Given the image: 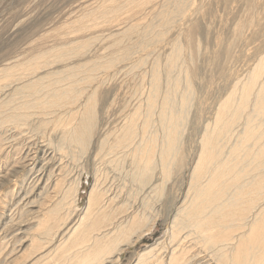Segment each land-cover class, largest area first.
<instances>
[{"label":"rangeland","instance_id":"374dc122","mask_svg":"<svg viewBox=\"0 0 264 264\" xmlns=\"http://www.w3.org/2000/svg\"><path fill=\"white\" fill-rule=\"evenodd\" d=\"M112 1L0 0V71L3 70L2 68H11L13 65L29 61L34 56L48 51H51V55L61 57L66 55L62 58V63L55 61L57 64H53L54 67L52 66L51 70H60L66 66L79 69L78 67L88 62V60L94 61L95 64H101L107 61L106 58L112 59L109 57L112 55L109 53L110 37H112V34L123 33L126 25L139 24L143 34L147 31L146 34L148 35L146 37L148 42L142 43L139 49H136V46H134L138 43L139 38L134 37L132 39V49L129 58L116 56L113 59L112 66L106 70H103V67H96L95 72L92 74L94 76L93 81L87 82L86 78H84L86 77L84 76L86 73H79L78 80L81 79V81L78 85L72 86L78 92V95L74 99L75 101H67V103H64L63 108H56L57 105L55 108H49L47 113L50 114L47 117H41L38 113L34 114L32 124L36 125L37 130L30 133L28 130V132L24 130L20 134L14 133L15 130L5 134H1L0 131V136L2 137H0V264H13L14 259L21 255L20 251H23L28 246V236L33 237L36 234L37 215H32L36 209L32 208L33 206L29 202H37L36 200H40L43 193L44 196L51 193L54 186L52 181L50 182L51 184L47 183L48 187L46 186L45 190L43 189L46 176L54 172L53 181L60 174L58 178L66 175L69 179L77 178L81 182V190L78 194L79 200L76 207L77 211L75 210V214L69 218L70 220L68 219V221L72 220L69 225L71 227L83 214L82 212L86 207L88 192L95 183L93 181L95 166L99 169L101 168L100 171L102 172L99 171V174L103 173V176L99 177V181L103 183L104 188L106 187L108 191L110 190V193L113 191L111 194L108 193L107 196L118 198L119 200L115 198V203L121 201L120 203L125 204L123 210H126H124L125 213L123 215H128L129 212L130 214H135L136 210L142 211L144 208L143 206L141 209L143 202H147L149 206L152 204L150 209L146 210V214L148 213L150 214L149 216L156 217L154 229L147 236L145 235L143 239L139 240L136 247L125 250L121 254L122 256H119V264H135L137 253L144 251L147 247L160 243L164 239L168 229L167 223L172 219L170 207L176 201L175 197L177 196L174 194H177L181 188L180 197L183 195L182 193L186 189L184 178L192 166H194L199 153L200 148H198L197 143L203 131L201 129H204L207 123H212L215 119L214 114L219 102L227 94L231 93L236 84L246 80L251 70L264 57V5H262L264 0H251L253 2L250 0H183L180 10L175 7L172 0H151L147 4V7L145 5L142 8L140 7V9L126 10L119 16L109 15L107 18H98L99 16L96 13L107 9ZM116 1L122 3V0ZM184 1L187 2L184 3ZM253 7L257 8L256 12ZM93 10L94 12H91ZM88 12H91L92 16H88ZM202 15L203 17H201ZM164 21L167 23L164 24ZM253 22H256L255 25H253ZM249 24H251L250 29H248ZM157 27L162 28L164 32L159 38H154L156 31L160 29ZM167 28L168 31L166 32ZM240 28H243V31H240ZM235 32L239 34H237L238 37L235 35ZM150 37L151 39H149ZM174 44H177V48H180V55L175 60V69L181 70V90L180 93L176 94V98L179 99L182 96V84H184L185 80L189 81L191 88L190 105L187 110L186 123L181 129L182 136L177 147L181 152L171 162L172 165L169 167V171L171 172H164L160 168L161 166L157 165L153 174H150L152 177L151 185L158 189L155 190V195L153 194L154 191H151L148 195L149 189H141L139 184L133 183L129 178L133 172L132 153L130 151L134 144L140 142L142 138L148 137L150 139L152 137L153 142L146 143V147L155 153L157 152V146L161 139L160 136H162L157 119V112L160 110L159 107H161L158 102L161 96H164L168 91V80L164 72L166 60L172 53L171 48ZM54 48L57 50H52ZM53 60V58L48 59L49 62ZM141 64L143 65L141 66ZM154 68L157 74H159V78H157L159 92L157 95L160 96L157 98V101L156 95L152 101H146V98L152 94V79L150 80V78ZM17 70L20 69L18 68ZM43 70L48 72L49 68ZM40 72L42 73L43 71H39L37 74H40ZM80 76L83 78H80ZM69 81L65 80L64 84H67ZM11 83L12 81L8 82V80L0 81V89L3 88V85H10ZM18 85L16 82L11 85L12 87L9 86L10 88H7L3 92V101L6 99L9 102L16 99V97L9 99V96H11V93L13 94L14 89L21 86ZM94 90L96 91L94 99L96 124L93 128L89 146L84 149L83 154L79 152L80 149L69 145L61 147L63 145L60 135L62 129L58 127V124L52 122V120L54 121L57 118L58 113L62 114L69 110L79 109L80 104L84 103L88 95H91ZM29 98L31 99V97ZM29 98L19 96L15 103L21 104L25 100L28 102L30 101ZM65 100L68 99L65 98ZM56 102L61 106L62 102ZM150 104L152 105L151 109L148 107ZM130 118L135 120L134 123L138 135L135 141L124 148L114 149L111 152L101 151L100 155L103 157L97 154L100 150L101 142L107 140L108 147L114 145L116 135L119 136L123 133ZM41 119H51V121L45 126L40 125L39 120ZM145 121L148 122L147 126H145ZM201 125H203V128ZM142 127H145L144 132ZM8 141L9 143H7ZM11 143H16L17 146L11 145ZM52 151L53 153H51ZM125 151L126 153H124ZM25 157L28 158L27 161ZM107 159L109 163H106ZM154 160L155 157H153V161L150 163L152 167L155 165ZM156 161L159 160L157 159ZM110 162H113L114 165L112 164L111 166ZM29 163L33 164L35 171L40 164H43L44 168H46V176L37 181V178L33 179V172L31 174L27 173L22 183H25V185L20 188L17 186V182H21L23 178L21 174L29 170L22 168L27 167ZM108 166H110V170H108ZM72 169L73 173L70 172ZM107 170L108 172L111 171L112 174L111 172L107 173ZM117 171L121 173L117 174ZM123 173L124 175L128 174V176H124ZM118 175L121 177H118ZM105 176L107 177L105 178ZM115 178L119 181L116 182ZM181 178L183 179V190ZM66 185L67 183L64 184V186ZM134 185L141 189V191H147H138ZM131 192L138 199L135 195L133 197V193ZM39 193H41V196L38 195ZM145 196L149 197L147 201ZM142 197H144L145 201ZM145 209H148V207ZM167 210L168 213L165 212ZM28 211L30 212L28 213ZM44 254L43 251L42 253L39 252L38 255L31 256V258L24 262V259L28 258V255H26L24 259H16L17 261L15 262L16 264H33L39 259L40 255Z\"/></svg>","mask_w":264,"mask_h":264},{"label":"bare ground","instance_id":"6f19581e","mask_svg":"<svg viewBox=\"0 0 264 264\" xmlns=\"http://www.w3.org/2000/svg\"><path fill=\"white\" fill-rule=\"evenodd\" d=\"M150 1L151 0H122V3H119L113 0L107 9L102 11L98 10L99 12L96 14L99 16L98 18L102 19L107 18L109 15L119 16L126 10L131 11L137 8L140 9V7L142 8L145 5L147 7ZM172 1L175 7L180 10L183 0ZM186 2L184 1V3ZM262 5H264V2ZM256 9L257 8L254 10L255 12ZM91 12H94V10ZM91 12H88L87 15L92 16ZM201 17H203V15ZM166 23L167 22L164 21V24ZM253 23L251 24L255 25L256 22ZM251 24H249V28H245L250 29ZM140 27L139 24H128L123 33L112 34V37L109 36V53L112 54L109 57L112 59L109 60L106 58L107 61L101 64H95L94 61L88 60V62H85L81 66H77L79 69L66 66L60 70H51L53 64L62 63V58L66 55L63 57L51 55V51H48L34 56L33 59L29 61L18 63V65L15 66L13 65L11 68H2L3 70L0 71V81L8 80V82L12 81V83L10 85H3V88L0 89L1 134L9 133L14 130V133L16 132L17 134L23 133L24 130H28L29 133L35 131L37 127L32 124L34 114L38 113L41 117H47L50 114L47 113L49 108H55L56 105V108H63L64 103H67V101H75L74 99L78 95V92L75 91L72 86L78 85L81 81V79L78 80L79 73H86V75H82L86 76L84 78H86L85 80L87 82H91L94 80L92 74L95 72L96 67H103V70H106L112 66L113 59H115L116 56L122 58L130 57V51L132 49L131 41L134 37L137 39L139 38L138 43L134 45L136 49H139L142 43L148 42L146 39L148 36L146 34L147 31L143 34ZM243 28L239 30L243 31ZM167 31L168 28L166 32ZM163 32L164 30H162V28L158 29L154 38H159L163 35ZM237 34L238 33L235 35L237 36ZM149 39H151V37ZM177 46V44L172 46V53L166 60L164 74L168 80V91L164 96H161L158 102L161 107H159L160 110L157 112V119L162 136H160L161 139L157 146V152L155 153L153 150L146 147V143L153 142L152 137L150 139H148V137L142 138L140 142L134 144L130 151V153H132V161H130L133 164V172L130 174L129 178L133 183L139 184L141 189H149L147 194L154 191L153 194L155 195V190L158 189L151 185L152 177L150 175L156 170L155 168L157 165H160L161 167H159L162 168L164 172H171L169 171V167L172 165L171 162L176 158V155L181 152L177 147L180 137L182 136V126L186 123L187 110L190 105L189 97L191 88L190 82L185 80L184 84H182L183 94L179 99L176 98V94L180 93L181 90V70L175 69L176 57L180 55V48H177ZM52 50L57 49L54 48ZM49 58H53L54 60L49 62ZM142 65L143 64H141V66ZM18 68L20 70H17ZM48 68V72L43 70ZM39 71L43 72L37 74ZM151 74L152 94L146 98V101H152L155 95L157 101V98L160 96L157 95L159 92V85L157 82L159 74H157L155 68ZM12 77L14 78L13 80ZM81 77L82 76H80V78ZM65 80L70 81L64 84ZM16 82L21 86L14 89L15 91L13 94L11 93V96H9V99L15 97L16 99L10 100L9 102H7L8 100L6 99L3 101V92ZM62 84H64V86H62ZM95 93L96 91L94 90L91 95H88L87 100L80 104L79 109L69 110L62 114L58 113L57 118L54 119V121L52 120V122L58 124V127L62 129L60 135L63 145L61 147L69 145L76 149H80L79 152L83 154L84 149L89 146L93 128L96 124V110L94 106ZM19 96L25 98L31 97V99L29 98L30 101L27 100L28 102H26L25 100V102L21 104L15 103ZM65 98L68 100H65ZM56 101L62 102L61 106H59ZM76 102L78 101L76 100ZM75 105L77 104L75 103ZM148 107L151 109L152 105L150 104ZM214 118V120L212 119V123L210 122L211 124L207 123L204 129H201V131H203L197 143L200 150L194 162V166H192L190 171L188 170V173L185 172L187 173L184 178L186 189L184 193H182L183 195L180 197L181 188L177 194H174L177 195L175 197L176 201L174 204H171L170 207V210H172V219L167 223L168 229L164 239L160 243L147 247L144 251L137 253L135 264H264V57L261 58L251 70L246 80L236 84L231 93L227 94L226 97L219 102ZM50 121L51 119H41L39 123H41L40 125L47 126ZM146 121L145 126L148 125ZM134 122L135 120L133 118L129 119L125 129H122L123 133L119 136L116 135L117 138L115 137L116 140L113 146L108 147L107 140H102L104 142H101L100 150L97 154L100 155L101 151L111 152L114 149L124 148L128 144H132L136 136H138ZM201 126L203 128V125ZM144 129L145 127H142L143 132ZM7 139L9 140V138ZM7 143H9V141ZM12 144L17 146L16 143H11V145ZM53 151L51 153H53ZM124 153H126V151ZM153 157H155L154 167L150 165L153 161ZM25 158L27 161L28 158ZM188 158L190 157L188 156ZM157 159L159 161H156ZM107 162L108 159L106 160V163ZM110 164L112 166L113 162H110ZM52 166L54 167V165ZM95 167L96 169H94L93 172V181L95 183L88 192L86 207L82 212L83 214L81 216L78 215L80 217L77 221L75 220L76 223L71 227H69V225L72 220L68 221V219L75 214L79 200L78 194L81 190V182L79 179H69L66 175H62V178H58L60 174H57L58 177L53 181L52 177L55 173L50 171L51 174L46 176V168H44L43 164H40L36 171L32 163L22 168H27V170H29L21 174L23 178L21 182H17L18 187L21 188L25 185V183L22 184L25 180V175L27 176V173L31 174L32 172L34 175L33 179L37 178V181H40L46 176L44 180L45 186L44 188L41 187L44 190L48 182L50 183L52 181L54 186L51 193L45 196L43 193L41 198V193H39L40 200H36L37 202H29V204H32V208L37 210H35V213H32V215H37L36 219L38 220V224L35 227L36 234L33 237L30 235L28 236V246H26L23 251H20L21 255L14 259L13 264H16L15 261L24 259L26 255H28V258L24 259L25 262L27 259L31 258V256L38 255L39 252L42 253V251L45 254L40 255L39 259L33 264H119V256L125 250L136 247L138 241L143 239L145 235L147 236L149 232L154 229L156 217L149 216L150 214L148 213V215L146 214V210H149L152 204L149 206L147 202H143L141 207L142 209L144 206L142 209L143 212L136 210L135 214H130L129 212L128 215H123V213H125L124 210H126H123L125 204L120 203L121 201L115 203L116 197L111 196L113 197L111 198L107 196L108 193L111 194L113 191L110 193V190L108 191L106 187L104 188L103 183L99 181V177L103 176V173L99 174L101 168ZM108 167V170H110V166ZM108 170L107 173H110L111 171L108 172ZM72 171L73 169L70 170V172ZM125 172L127 173V171ZM118 173L121 172L117 171V174ZM119 175L118 177H121ZM126 175L128 176V174ZM106 177L107 176H105V178ZM117 181L119 180H116V182ZM181 182L183 190V179ZM66 183L67 185L64 186ZM117 185L121 186L119 184ZM123 187L125 188V186ZM135 187L137 188V186ZM141 189L137 188L138 191H141ZM132 195L134 197L135 194L133 193ZM55 196H57V198H55ZM142 198L144 200V197ZM145 198L146 201L149 199V197L147 198L146 196ZM117 199L118 198H116V200ZM114 203L115 205H113ZM146 207H148V209H145ZM29 212L30 211H28V213ZM165 212L168 213V210ZM28 261L30 262V260Z\"/></svg>","mask_w":264,"mask_h":264}]
</instances>
